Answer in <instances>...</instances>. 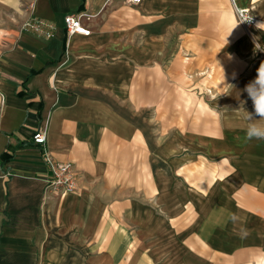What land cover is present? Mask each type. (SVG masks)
<instances>
[{
    "label": "crops",
    "instance_id": "0c3cea01",
    "mask_svg": "<svg viewBox=\"0 0 264 264\" xmlns=\"http://www.w3.org/2000/svg\"><path fill=\"white\" fill-rule=\"evenodd\" d=\"M234 2L264 51V0ZM79 10L90 33L68 36ZM236 23L232 0H0V264H264V140L245 139V87L264 62L235 78L204 52L181 59L212 45L175 36ZM215 72L199 105L215 114L176 122V76ZM46 156L73 163L75 191L44 195Z\"/></svg>",
    "mask_w": 264,
    "mask_h": 264
},
{
    "label": "rangeland",
    "instance_id": "374dc122",
    "mask_svg": "<svg viewBox=\"0 0 264 264\" xmlns=\"http://www.w3.org/2000/svg\"><path fill=\"white\" fill-rule=\"evenodd\" d=\"M236 15V13H235ZM236 19L238 22V17L236 15ZM14 23L16 25L19 24L17 18H15ZM238 29L232 32L231 30L227 32H220V31H209V32H193L192 35H184L182 33H176V39H192V40H205L209 42V45L212 47L208 48H198L193 47L191 49H178L180 52L179 55L181 59H183L186 55H201V52H204V56L212 57L213 60L221 59L225 61V71L231 72L235 78L239 76H243L250 64L248 60L252 57L251 62L260 61L264 62V51L262 49H257L255 45V41L253 40L252 36L250 35L252 28H246L240 22L237 24ZM0 41L2 38V32H0ZM4 35V34H3ZM228 36L227 44L225 45V37ZM2 47H7V44L2 43ZM195 45V43H193ZM225 45V46H224ZM219 46V47H217ZM221 46V47H220ZM190 50L192 53H188ZM187 52V53H183ZM223 58V59H222ZM238 58H240V65L238 64ZM183 71V70H182ZM235 72V74H233ZM216 72L212 74L211 78H205L202 82L193 83L191 80H187L183 73H180L176 76L174 81V111L170 114H174L176 122H179L182 125V120L188 116V120L191 122L194 120L199 121L200 117H210V115H214L215 113L208 109V112L200 111L199 105L202 103L207 102L210 103L212 97H215V91L218 84L216 79ZM209 74H206L204 77H208ZM235 80V79H234ZM232 79L225 80V87L228 88L233 81ZM203 83V84H202ZM198 86H197V85ZM164 94L160 95V104L164 105L162 107V111L159 113L160 121L166 122V118L168 116V111H166V104H167V95L166 90H163ZM204 95V96H203ZM198 105V106H197ZM206 108V106H205ZM189 109V110H188ZM78 178V177H77ZM178 211L175 214H177ZM170 215L169 211L166 209H161L159 211V230L165 231L166 226V217ZM172 216V215H171ZM135 244V243H134ZM149 250V248H147ZM134 255H131L130 261L132 262L134 259ZM152 258V257H151ZM158 260H163V257L160 255L154 257ZM154 262V261H153Z\"/></svg>",
    "mask_w": 264,
    "mask_h": 264
},
{
    "label": "built area",
    "instance_id": "2783aa9c",
    "mask_svg": "<svg viewBox=\"0 0 264 264\" xmlns=\"http://www.w3.org/2000/svg\"><path fill=\"white\" fill-rule=\"evenodd\" d=\"M129 4L136 5L142 0H126ZM232 4L238 19L242 16L251 17L250 21L241 22L244 27L250 28L255 25V17L252 16L248 8L237 7L234 0ZM92 15L86 11L70 12L64 15L63 22L68 36L73 34L88 35L90 29L86 21ZM3 95H1V102ZM32 140L38 145H43L46 142V133L43 129H38L32 135ZM46 158V172L43 178L44 195L60 196L65 193L73 192L77 189V176L74 171L73 163L70 161H53L49 157Z\"/></svg>",
    "mask_w": 264,
    "mask_h": 264
},
{
    "label": "clouds",
    "instance_id": "9594fccd",
    "mask_svg": "<svg viewBox=\"0 0 264 264\" xmlns=\"http://www.w3.org/2000/svg\"><path fill=\"white\" fill-rule=\"evenodd\" d=\"M250 20L251 17L242 16L239 18L238 22L233 28H235L240 22H246ZM256 27L261 30L262 28H264V23H257ZM227 37L228 36L225 37V45L227 44ZM223 77L225 79L224 73ZM245 91L247 92L249 98L252 100L254 106V112H247L246 115L248 124L245 129V139L247 141H251L254 139L264 140V63H261V65L257 69L256 78L245 87ZM255 116H259V119H256ZM257 121H260L262 123H258Z\"/></svg>",
    "mask_w": 264,
    "mask_h": 264
},
{
    "label": "trees",
    "instance_id": "16d2710c",
    "mask_svg": "<svg viewBox=\"0 0 264 264\" xmlns=\"http://www.w3.org/2000/svg\"><path fill=\"white\" fill-rule=\"evenodd\" d=\"M34 133V132H33ZM33 133H32V135H33ZM32 135H31V137H32ZM32 142L34 143V141L32 140ZM34 144H36V143H34ZM10 159V155H9V153H7V152H2V153H0V164L2 163V162H5V161H8Z\"/></svg>",
    "mask_w": 264,
    "mask_h": 264
},
{
    "label": "snow or ice",
    "instance_id": "6c2138e0",
    "mask_svg": "<svg viewBox=\"0 0 264 264\" xmlns=\"http://www.w3.org/2000/svg\"><path fill=\"white\" fill-rule=\"evenodd\" d=\"M225 163H227V162H225Z\"/></svg>",
    "mask_w": 264,
    "mask_h": 264
},
{
    "label": "bare ground",
    "instance_id": "6f19581e",
    "mask_svg": "<svg viewBox=\"0 0 264 264\" xmlns=\"http://www.w3.org/2000/svg\"><path fill=\"white\" fill-rule=\"evenodd\" d=\"M235 11V10H234Z\"/></svg>",
    "mask_w": 264,
    "mask_h": 264
}]
</instances>
